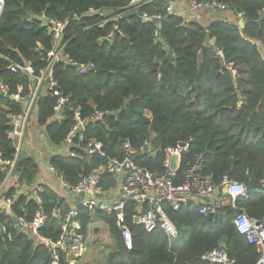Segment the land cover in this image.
<instances>
[{
    "label": "trees",
    "instance_id": "trees-1",
    "mask_svg": "<svg viewBox=\"0 0 264 264\" xmlns=\"http://www.w3.org/2000/svg\"><path fill=\"white\" fill-rule=\"evenodd\" d=\"M216 1L227 4L236 16L242 14L243 26L238 20L224 18L203 26L167 12L169 0L143 1L135 10L130 9V0H4L0 16V81L11 92L18 86L25 88L29 77L12 73L8 64L31 60L38 69L44 64L38 50L52 47L47 26L39 19L27 20V12H44L66 21L62 37L65 53L77 62L95 64L96 71L85 74H78L74 66L65 63L54 68L60 87L81 108L83 116L95 110L107 112L101 119L88 122L82 139L75 138L76 157L49 158V164L63 173L68 183L76 184L81 176L106 163L98 156H87L84 147L91 140L101 142L108 156L119 158L122 141L128 140L139 149L149 140L154 154H141L137 163L158 172L166 158V148L191 137L190 148L182 155L179 177L197 154L203 155L199 175L217 185L225 175L241 182L264 176V18H260L264 0ZM89 8L111 9L114 16L120 15L117 25L121 34L106 40L113 22L99 27L98 21L105 17L88 14ZM143 13L160 15L161 28L153 19L143 20ZM166 46L172 60L166 58ZM125 101L128 103L123 108ZM53 104L50 96L38 99L37 123L45 127L51 143L59 144L71 119L67 114L62 121L47 122ZM21 109V103L0 94V150L5 159L14 152L6 135L8 113ZM37 170L33 157L21 156L5 196L15 194L14 183L31 186ZM4 177L5 172L0 171V183ZM105 177L107 186L112 184V178ZM235 205L236 209L226 204L210 220L196 207L186 205L175 210L166 205L165 210L182 237L176 245L160 229L148 232L133 223L132 203L125 208V222L132 238L130 248L123 241L114 214H91L80 208V222L85 232L97 218L107 224L113 235L115 251L101 264H211L201 256L220 241L226 243L228 255L237 264H254L257 250L236 231L233 219L240 209L251 217L262 218L264 188L247 189V196L237 198ZM42 206L47 213L57 206L64 212L68 209L48 186L42 191ZM22 208L32 219L38 204L19 195L12 211L17 215ZM6 221L0 230V264H50L48 248L35 244L26 233L17 232L10 216ZM8 231L13 232L12 241L6 238ZM40 233L56 240L60 235L59 221L49 216Z\"/></svg>",
    "mask_w": 264,
    "mask_h": 264
},
{
    "label": "built area",
    "instance_id": "built-area-1",
    "mask_svg": "<svg viewBox=\"0 0 264 264\" xmlns=\"http://www.w3.org/2000/svg\"><path fill=\"white\" fill-rule=\"evenodd\" d=\"M143 1L151 0H130V9L135 10ZM187 2L189 9L195 11L221 12L228 10L227 4L216 0H187ZM3 6L4 0H0V16ZM103 10L89 8L87 13L103 15ZM167 12H173L171 4L167 7ZM119 16L108 18L104 16V19L98 21L99 27H104L108 21L113 22V27L107 33L106 40L110 41L121 34L117 22H115V18ZM237 17L238 21L242 20L244 23L242 14H237ZM25 18L27 20L39 19L42 24L47 26L52 39V47L49 50H38L44 63L38 69L31 60L8 64V69L12 73H20L29 77L25 88L18 86L15 92H11L10 87L0 81V94L22 105L20 111L8 113L9 128L6 135L12 143L13 156L5 159L0 150V171L5 172V177L0 183V197L3 198L0 202V230L5 228L6 217L10 216L12 226L17 232L26 233L35 244H41L48 248L51 256L50 264H79L93 234L88 229L85 232L82 231L80 208L87 209L91 214L98 211L114 214L116 226L121 231L127 248L132 245L131 232L125 222V208L128 203L134 204L135 207L132 214L133 223L143 226L148 232L160 229L171 241V244L174 239L179 237V230L169 218L165 210L166 205L175 210L181 206L190 205L196 207L200 214L211 217L220 213L225 206V201L231 208H237L235 200L247 196L244 182L231 180L225 175L222 182L217 185L210 178L201 177L199 172L202 169V154H197L188 161L181 177H179L182 155L189 150L190 143L193 141L191 137L186 140H178L174 146L166 148L167 155L162 162V169L158 172H152L137 163V157L141 154L147 152L154 154L149 140L144 141L143 146L139 149L132 146L128 140L122 141L120 144L122 157L120 158L108 156L101 142L89 141L84 147L87 156H98L106 159V163L81 176L76 184L68 183L64 174L49 164L48 169L57 174L59 187L67 196L68 209L65 212L59 206L53 208L50 213L45 211L42 206V191L44 190L42 183L34 182L31 186L25 183H14L15 194L5 196L8 187L12 186L16 165L22 156L26 129L33 117L37 122L36 103L40 97L50 96L54 99L52 114L47 122L62 121L67 117V114H70L71 126L57 145L59 150L56 155L62 157H76L75 138H83L89 121L101 119L107 114L106 111L95 110L91 115L83 116L81 108L71 101L70 95L63 91L55 78L54 68L58 63L74 66L78 74L96 71L92 61L77 62L65 53L66 42L62 41V37L66 21L47 16L44 12H27ZM159 18L160 15L150 16L146 13L142 15L143 20L153 19L157 22ZM105 176L112 178V186L106 185ZM257 181L260 188H264V176ZM19 195H26L38 204V209L32 219L27 218L28 212L25 208H22L21 213L17 215L12 211L13 203ZM49 216L55 217L59 221L60 235L56 240L46 238L40 233V229ZM233 225L248 243L255 246L258 257L254 264H264V216L262 218L251 217L243 209H240L233 219ZM6 238L8 241H12L13 232L8 231ZM201 258L211 264H237L235 259L228 255L227 245L224 241H220L216 247L205 251Z\"/></svg>",
    "mask_w": 264,
    "mask_h": 264
},
{
    "label": "crops",
    "instance_id": "crops-1",
    "mask_svg": "<svg viewBox=\"0 0 264 264\" xmlns=\"http://www.w3.org/2000/svg\"><path fill=\"white\" fill-rule=\"evenodd\" d=\"M171 7L174 13L180 14L187 20L197 21L203 26H207L210 22L216 19H239L235 14H233V12L229 10L221 12L210 10H190L188 7L187 0H173L171 1ZM57 145L58 144H53L49 141L46 135L45 127L39 125L33 117L25 132L22 156L33 157L37 162L38 170L36 173L35 182L42 183L44 186H48L53 189L59 195V203L64 202L68 206V201L66 200L67 196L62 192L61 188L59 187V180L57 174L48 169L49 158L53 155H56L59 150ZM110 185L112 186V184ZM2 200L3 198L0 197V202ZM100 221L105 224L106 228H108L105 222H103L102 220ZM91 225L92 223L88 226L87 229L93 232L92 241H94V237L98 232V228L96 226L91 227ZM79 264H87L85 262L84 257L82 258V261Z\"/></svg>",
    "mask_w": 264,
    "mask_h": 264
},
{
    "label": "rangeland",
    "instance_id": "rangeland-1",
    "mask_svg": "<svg viewBox=\"0 0 264 264\" xmlns=\"http://www.w3.org/2000/svg\"><path fill=\"white\" fill-rule=\"evenodd\" d=\"M264 56V51H263ZM227 202L225 201V205ZM92 226L98 228V232L88 243L87 250L84 254V259L87 264H101L107 257L115 251V239L110 234L105 224L96 218L92 221ZM182 241V237H178L172 241L173 245L179 244Z\"/></svg>",
    "mask_w": 264,
    "mask_h": 264
},
{
    "label": "water",
    "instance_id": "water-1",
    "mask_svg": "<svg viewBox=\"0 0 264 264\" xmlns=\"http://www.w3.org/2000/svg\"><path fill=\"white\" fill-rule=\"evenodd\" d=\"M170 1H173V0H170ZM129 14L130 13H127V14H125L124 16L125 17H127V16H129ZM103 15L105 16V17H112V16H114V11L113 10H111V9H104L103 10ZM219 15V14H218ZM260 18L261 19H263L264 18V10H262L261 11V13H260ZM118 21V18H115V22H117ZM238 24H239V26L240 27H242L243 26V21L242 20H239L238 21ZM157 26H158V28H161V23L160 22H158L157 21ZM210 42L211 43H214V39H210ZM165 50H166V52H167V55H166V58L167 59H169V60H172L173 59V56H172V54H171V52H170V49H169V47H165ZM221 62H222V60H221ZM127 103H128V101H125L124 103H123V108H126V106H127ZM24 104H26V103H24ZM244 184H245V186H246V188L247 189H259L260 188V184H259V182L257 181V180H255V179H246L245 181H244ZM76 204H78V203H76ZM2 208H5L4 206H2ZM208 217V219L210 220L211 219V216L210 215H208L207 216Z\"/></svg>",
    "mask_w": 264,
    "mask_h": 264
}]
</instances>
